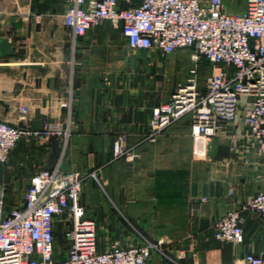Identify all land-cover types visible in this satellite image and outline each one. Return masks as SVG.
Instances as JSON below:
<instances>
[{
	"label": "crops",
	"instance_id": "0c3cea01",
	"mask_svg": "<svg viewBox=\"0 0 264 264\" xmlns=\"http://www.w3.org/2000/svg\"><path fill=\"white\" fill-rule=\"evenodd\" d=\"M67 1L0 0V39L10 44L0 55V119L22 124L20 106L28 109L30 129L70 118L66 143L19 138L0 165L5 198L17 195L14 188L36 170L58 162L83 173L99 168L98 179L87 177L80 193L85 216L95 220L99 249L150 240L166 256L153 250L147 264H245L246 253L264 252V218L243 209L264 191V155L245 146L244 137L234 145L237 130L230 122L215 136L193 138L189 116L156 142H139L151 107L164 100L156 67L170 54L129 49L107 20L73 43L62 23ZM120 132L129 134L132 160L111 159ZM232 210L240 211L239 244L213 236L214 222Z\"/></svg>",
	"mask_w": 264,
	"mask_h": 264
},
{
	"label": "built area",
	"instance_id": "2783aa9c",
	"mask_svg": "<svg viewBox=\"0 0 264 264\" xmlns=\"http://www.w3.org/2000/svg\"><path fill=\"white\" fill-rule=\"evenodd\" d=\"M105 20L120 29L131 50H158L164 57L187 48L194 59L206 58L213 68L202 90L191 74L168 100L153 105L139 142H156L167 128L189 116L193 138L215 136L223 123L230 122L237 130L234 145L244 137L245 146L264 155V0H245L242 11H228L224 0H68L62 12L73 43ZM61 105L69 108L70 102ZM27 111L26 106L19 107L22 124L0 119V165L8 162L22 136L62 135L66 140L70 135V118L65 125L44 120L39 128L30 129L25 125ZM128 135L115 136L112 160L134 158ZM96 169L90 173L65 170L58 162L36 170L19 204L10 208L0 186V264H147L153 250L161 252L159 244L150 240L98 248L95 220L85 216L80 204L83 181L88 175L96 176ZM243 209L264 218V191L250 196ZM57 222L66 240L61 257L55 247ZM213 227L217 240L243 241L239 210L220 216ZM176 255L180 258L182 251ZM243 262L264 264V252H248Z\"/></svg>",
	"mask_w": 264,
	"mask_h": 264
},
{
	"label": "rangeland",
	"instance_id": "374dc122",
	"mask_svg": "<svg viewBox=\"0 0 264 264\" xmlns=\"http://www.w3.org/2000/svg\"><path fill=\"white\" fill-rule=\"evenodd\" d=\"M224 3L228 11H242L243 6H245V0H224ZM103 23L102 24L100 23V25L99 24L98 25L101 26L103 25ZM139 65H141V67H147L146 62L143 63L140 61ZM156 69H158V73H159L160 90H161L160 94L161 95L162 93L164 94L163 101L168 100L170 94L175 89V87L180 82L185 81L189 76H191V74H194L196 76V85L200 90H202L204 88V84L207 76L213 70L211 63L206 58L199 57L198 59H194L192 50L187 48H179L173 51L172 53H170L168 57L160 61V66L156 67ZM171 84L173 85L172 90H171ZM69 136L70 135H68L66 140L65 137H63L62 135L52 136V137H61L64 139V142L66 143ZM98 170L99 169H96V176L88 175L87 177L98 179V173H97ZM91 171L87 173H90ZM28 183L29 180L26 183L24 182L18 184V188H14L17 195H13L8 199L5 198V204L7 208L19 204L20 199ZM55 247H56L57 257H61L66 250V240L62 232V224H60L59 222L56 223V228H55Z\"/></svg>",
	"mask_w": 264,
	"mask_h": 264
},
{
	"label": "water",
	"instance_id": "95a60500",
	"mask_svg": "<svg viewBox=\"0 0 264 264\" xmlns=\"http://www.w3.org/2000/svg\"><path fill=\"white\" fill-rule=\"evenodd\" d=\"M10 50V44L7 38L0 39V55L7 54Z\"/></svg>",
	"mask_w": 264,
	"mask_h": 264
}]
</instances>
